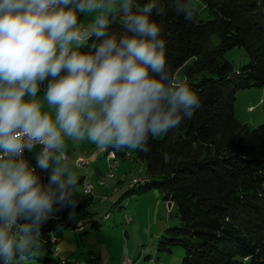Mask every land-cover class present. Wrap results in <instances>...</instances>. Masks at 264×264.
I'll return each instance as SVG.
<instances>
[{
  "label": "clouds",
  "instance_id": "1",
  "mask_svg": "<svg viewBox=\"0 0 264 264\" xmlns=\"http://www.w3.org/2000/svg\"><path fill=\"white\" fill-rule=\"evenodd\" d=\"M161 2L0 0V264L31 258L42 227L72 204L67 141L147 152L151 136L200 108L198 92L171 72L164 25L153 18L164 15ZM114 9L122 34L109 31ZM173 10L193 18L187 0ZM93 13L82 27L79 17ZM37 146L32 166L24 153Z\"/></svg>",
  "mask_w": 264,
  "mask_h": 264
},
{
  "label": "trees",
  "instance_id": "2",
  "mask_svg": "<svg viewBox=\"0 0 264 264\" xmlns=\"http://www.w3.org/2000/svg\"><path fill=\"white\" fill-rule=\"evenodd\" d=\"M202 1L209 20L200 19L191 0H187L191 21L175 13L173 0H162L164 15L153 17L164 25L174 76L196 59L186 81L200 95V108L178 128L151 136L147 152L131 148L109 152L121 160L130 154L129 160L145 164L147 180L131 192L155 189L173 203L170 214L178 225L161 238L160 253L180 246L185 250L181 264H264V122L251 129L235 113L239 90L264 89V0ZM145 2L135 0V6ZM109 18L113 21L109 31L122 34L119 13ZM79 19L81 23L83 15ZM91 43L81 51H89ZM234 48L245 50L249 59L245 66L226 60L225 54ZM46 85L47 81L42 93ZM93 203L94 197L87 195L56 213L57 219L42 227L31 258L40 264H72L60 256L54 235L74 229L70 216Z\"/></svg>",
  "mask_w": 264,
  "mask_h": 264
},
{
  "label": "rangeland",
  "instance_id": "3",
  "mask_svg": "<svg viewBox=\"0 0 264 264\" xmlns=\"http://www.w3.org/2000/svg\"><path fill=\"white\" fill-rule=\"evenodd\" d=\"M190 7L198 12L201 20H209L208 11L202 0H191ZM117 12L114 9L112 13ZM95 15V13L84 14L81 26L90 28ZM225 58L237 67H243L249 61L243 48H234L225 54ZM38 95L42 96L43 93L40 92ZM263 105L264 89L252 87L239 90L235 102L237 120L247 124L251 129L258 128L264 122ZM161 136L160 134L158 137ZM85 142L89 147H97L87 140ZM81 145V142L70 140L66 142L68 149H78ZM110 156L111 153L108 151L107 157ZM67 162L77 176L85 172V169L77 168L72 162ZM35 163L30 162L31 165ZM122 164L123 168L119 173L115 172V178L109 179L108 185L114 186L118 184L119 179H122L125 183L123 192L114 195L108 189L95 195L91 206L70 216L69 223L75 225L74 229L69 228L54 235L55 241L57 240L59 244L60 256L63 259L68 258L72 264H90L89 262L92 261L90 259L94 257L98 258L101 264H124L126 260L130 258L135 260L141 254L142 258L138 264H153V262L181 264L185 255L184 248L173 247L171 253L158 251L163 235L169 228L178 225V221L171 217L168 202L155 189L146 192L136 189V192H131V189L138 188L139 183L144 181L140 179L145 177V164L135 163L129 159L120 160L119 166ZM87 195L92 196L91 191L87 188L83 189L82 184L77 183L74 189L75 198L70 206ZM53 219L57 218L54 216ZM78 222L84 224L78 225ZM94 222L99 228L94 226ZM24 264H40V262L36 258H31Z\"/></svg>",
  "mask_w": 264,
  "mask_h": 264
},
{
  "label": "crops",
  "instance_id": "4",
  "mask_svg": "<svg viewBox=\"0 0 264 264\" xmlns=\"http://www.w3.org/2000/svg\"><path fill=\"white\" fill-rule=\"evenodd\" d=\"M81 143H82V145L80 147H78V149H72V148L68 149L65 147V152H66V154H68L67 155L68 159H69L68 161L72 162L73 165H75V167H77L75 162H76L78 157L85 156L89 160V164L83 168V169H85V172H83L82 175H80V176L76 175L78 178L77 183L82 184V186L84 185L85 181L88 182L89 184H91L93 186L92 196L94 197V200H95V195H97V194L99 195L105 191H108V189H110V192L114 195H118V194L122 193L124 186H125V183L122 179H119L118 184H114V186L108 185L109 179H106L107 183L105 182L104 185L101 183V180H102L101 178H103L108 172L109 161H112L113 157H115V155H113L112 153H111V156L109 158L107 157V153H108V151H110V148L100 149L97 147H89L88 145L85 144L86 143L85 141H83ZM38 151H39V147H37L32 152H29L26 155V158L29 160V162H31V163L36 162L35 157H36V154ZM131 161H133V160H131ZM133 162L137 163L139 161H133ZM123 166L124 165L122 164L118 167V169H117L118 173L123 168ZM80 169H82V168H80ZM37 173L41 176L42 181L44 183H47L48 173L41 172L39 169H37ZM45 175H46V178L44 177ZM83 189H84V187H83ZM73 198H75L74 195H73ZM105 200H107V197L105 198ZM86 227H88V225H86ZM141 258H142L141 254L138 255L137 259H135V260L130 258V259H128L130 261L127 264H138L139 260ZM66 259H68V258H66ZM97 259L98 258L94 257V259H90V260L99 263V261ZM99 264H101V263H99ZM153 264H155V262H153Z\"/></svg>",
  "mask_w": 264,
  "mask_h": 264
},
{
  "label": "built area",
  "instance_id": "5",
  "mask_svg": "<svg viewBox=\"0 0 264 264\" xmlns=\"http://www.w3.org/2000/svg\"><path fill=\"white\" fill-rule=\"evenodd\" d=\"M37 147H40V146H37ZM130 157H131L130 154H127V159H130ZM120 160L121 159L118 156H116V157H113L112 161H109L108 172L101 180V183L103 185L105 184L106 179L115 178V172L117 171V169L119 167ZM75 163H76L77 167L84 168L89 164V160L85 156H80L77 158ZM44 177H46V175ZM140 180H147V179H146V177H142ZM83 187L89 189L91 191V193H93V186L91 184H89L88 182L85 181ZM82 224H84V223L78 222V225H82ZM129 261L130 260H126L124 262V264H127Z\"/></svg>",
  "mask_w": 264,
  "mask_h": 264
},
{
  "label": "water",
  "instance_id": "6",
  "mask_svg": "<svg viewBox=\"0 0 264 264\" xmlns=\"http://www.w3.org/2000/svg\"><path fill=\"white\" fill-rule=\"evenodd\" d=\"M117 13H119V12H117ZM195 61H196L195 58L188 61L180 70H178V72L175 74V76L182 77L186 80V73H187L189 67L192 66L195 63ZM168 208H169V210H171L173 208L172 202H168Z\"/></svg>",
  "mask_w": 264,
  "mask_h": 264
},
{
  "label": "bare ground",
  "instance_id": "7",
  "mask_svg": "<svg viewBox=\"0 0 264 264\" xmlns=\"http://www.w3.org/2000/svg\"><path fill=\"white\" fill-rule=\"evenodd\" d=\"M29 152L28 151H25V153H24V156L26 155V154H28ZM32 166H35V164L34 165H32Z\"/></svg>",
  "mask_w": 264,
  "mask_h": 264
}]
</instances>
